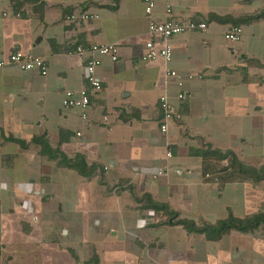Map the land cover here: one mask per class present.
Masks as SVG:
<instances>
[{"label": "crops", "instance_id": "1", "mask_svg": "<svg viewBox=\"0 0 264 264\" xmlns=\"http://www.w3.org/2000/svg\"><path fill=\"white\" fill-rule=\"evenodd\" d=\"M19 2L0 0V60L33 53L49 73L0 69V264H264L262 228L210 240L150 208L165 204L198 225L264 215V180L238 171L231 156L191 153L230 151L264 166V16L240 22L236 43L225 39L234 22L211 18L247 19L264 0H157L149 16L137 0ZM81 10L96 17L68 19ZM169 17L209 29L174 36L169 63L145 60L149 23ZM79 43L119 52L97 69L104 89L88 120L63 106L67 90L87 86ZM167 68L185 78L183 102ZM165 93L183 114L167 133ZM40 137L83 161L72 168L43 156Z\"/></svg>", "mask_w": 264, "mask_h": 264}, {"label": "built area", "instance_id": "2", "mask_svg": "<svg viewBox=\"0 0 264 264\" xmlns=\"http://www.w3.org/2000/svg\"><path fill=\"white\" fill-rule=\"evenodd\" d=\"M144 3L146 15H151L156 7L157 0H137ZM169 14H172V9H167ZM20 16L19 14H17ZM95 15L87 11H77L70 14V21L84 20L87 21ZM209 26L205 21L197 19H189L181 21L173 17H169L163 21H151L148 27V40L145 43V52L143 58L145 60L164 59L169 63L173 59V48L171 39L183 33L191 31L206 32ZM244 35V29L240 25L231 26L225 32V39L231 43L241 41ZM74 53L80 55L85 62V78L87 86L80 91L67 90L64 93L63 106L65 108L79 109L82 112V118L88 120L90 117V108L93 97L99 96L103 92V83L97 76V69L102 64L104 58H109L114 62L119 60L118 48L113 44H90L85 45L79 43L73 49ZM15 66L22 71H37L40 75L46 76L49 73L48 62L40 56L33 53H24L16 51L11 54L8 59L0 60V69L7 66ZM202 78V75H189L188 78ZM167 80H173L178 89V101L183 102L187 95L184 91L185 78L176 70L171 68L166 69ZM160 109L163 113L161 131L167 133L169 126L173 121H182L183 114L178 105H175L168 94L165 93L160 97ZM107 120V117L104 118ZM172 151L167 152V157H172ZM164 171L160 170L157 175H163Z\"/></svg>", "mask_w": 264, "mask_h": 264}, {"label": "trees", "instance_id": "3", "mask_svg": "<svg viewBox=\"0 0 264 264\" xmlns=\"http://www.w3.org/2000/svg\"><path fill=\"white\" fill-rule=\"evenodd\" d=\"M12 1L16 3L18 9L22 7V4L19 2V0ZM262 16H264V11L259 14L250 16L247 19H234L233 17L219 18L217 15H211V18L220 19L221 21L227 22L232 21L234 22V25H239L240 22L247 20L252 21L255 19H259ZM35 142L41 146V153L43 156H47L52 160H62V163L66 164L69 167L78 168V163L83 161L82 157L80 156H78L74 161L68 160L60 150L51 147L46 137L37 138L35 139ZM191 153L200 156H214L220 159H226L227 157L231 156V163L233 166L237 167L238 171H241L245 176L251 177L257 181L264 180V166L261 168L247 166L239 161L233 152L227 151L224 153L218 150L206 149L194 150L191 151ZM150 208H153L157 211H165L168 213L170 212L173 224L182 225L189 232L205 234L206 237L210 240L219 239L231 230L250 232L262 228L264 231V215L261 214L249 219H238L234 216H230L229 218L221 220L216 224L204 223L202 225H198L194 220L180 217L178 213L171 212L169 207L165 204L151 203ZM93 264H98V261L93 260Z\"/></svg>", "mask_w": 264, "mask_h": 264}]
</instances>
